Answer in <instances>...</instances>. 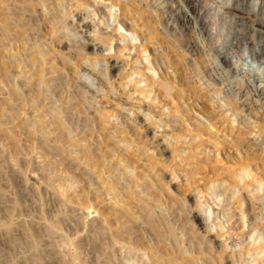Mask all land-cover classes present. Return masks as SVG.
<instances>
[{"label": "rangeland", "instance_id": "rangeland-1", "mask_svg": "<svg viewBox=\"0 0 264 264\" xmlns=\"http://www.w3.org/2000/svg\"><path fill=\"white\" fill-rule=\"evenodd\" d=\"M1 1L0 6L2 7L0 8L10 13L8 8L20 0H4V3ZM26 1L30 4L38 2V0ZM79 1L63 0L62 2L60 10H63L62 14L68 17L70 21L76 15L77 17L92 16V13L95 11L92 10L93 4L90 3L94 0ZM96 1L98 2L96 6L102 8L105 13L107 12L106 14L110 12L112 4L119 6L111 10L112 14L116 12V18L110 15L108 17L110 27L105 29V32H109L111 36L115 35L114 40L111 42V45H114L111 50L107 42L109 40H106L107 36H97L93 32L91 33L92 35L88 32L84 36L88 40L89 45H85V43L81 44L80 34H78L79 38L76 36L75 39L71 35H68L71 37V41L68 42V38L62 36L66 32L64 29L60 30L59 36L62 37L58 40L54 39L51 43L48 33L50 28L48 27L53 23L54 17L53 13H50L52 11H47V8L42 5H38L35 8V13H33L35 19L33 18V21L26 25L27 30H22L21 32L24 36H27V34L32 35L31 28H35L40 36H44L45 38L47 36L49 39L47 41L48 49L51 50L52 56L55 51V53L57 51L65 53L66 56L69 55V52H73L77 56L78 52L85 49V51L90 52L91 58L94 61L98 59L99 64H96L98 66H95L94 70L98 71L99 75L95 72L91 77L94 81L91 78L88 81L93 82L92 84L90 83V86L96 90L98 87L97 79L101 80L103 78V84L106 85H103V91L106 94L104 93L105 95H103V91H101L102 93L99 92L101 95H97V100L99 99L98 101H100V98H103L104 101L101 99L100 103L95 100L93 101L95 104L93 102L91 104L96 105L100 109L101 104L107 107L111 103L114 107H118V109L116 107V110L119 112L118 115L122 114L124 116L121 115V118L119 117L121 121L126 122L127 119L129 120L127 124L129 123V126H132V135L139 140L142 151H149L143 155L144 157H141L140 163H137L139 169H144L143 171L148 174L147 188L144 190L145 193L143 190H140L142 189L140 186L135 188L132 185L131 188H128V180L133 174L132 172H127L122 166L119 173L122 174L124 172L123 176L125 178L119 179L121 180L119 183L121 182V189L125 188L123 191L124 201H119L121 204H116L119 199L116 201V198L112 199L107 193L105 186L103 188L99 173L102 169L105 172L108 168L106 165H108V161L110 160L106 162L105 160L112 159V156H104L105 150L113 154L112 148L114 147L105 135L99 136L97 133L95 138L88 135L86 137L87 140L81 142L82 144L92 142V149L96 155V159L99 158V168H102L99 171L93 168L94 162L91 165H86V163L83 165L82 163L85 162V158L83 161L78 159L76 151L72 156L73 152H71V149L75 150L73 145L67 147L66 151H52L50 149L52 145H54L53 147L57 146L54 140L57 132L53 133L52 130L55 129L57 121L63 117L64 112L56 113V115L54 113L47 114L51 111L49 108L52 106L48 104L45 106L46 108L43 107L47 113L42 112L43 109L34 113L29 104L23 107L19 101L11 98V91L19 90L28 99L30 95L29 91H27L28 86L30 83L35 82L36 77L33 75L32 65L29 63V66L25 68V75L21 73L17 76V70L10 67V70L3 75L5 82L0 81V264H124L125 260L122 257L119 246H124L125 244L135 245L137 255H139L136 258L137 264L141 263L139 259H144L145 263L149 261L150 258L147 255L144 256L145 250L150 257L156 256L167 259L170 264H263L264 252L260 254L258 260H254L253 258L257 254L256 252H259L257 244L260 240H257L256 246L252 244L247 245L249 237L246 239L248 236V233H246L243 237L245 243L247 242L246 246H244L245 253L242 256V261H238L240 246H237V250L234 251V244L239 245L237 239H235L237 235L235 233L230 234L227 230L232 227L235 219H239L241 213L244 211L243 207L238 208L239 205L234 200L241 194L246 196V192L248 191L247 195H250L256 187L254 182H249L251 180L250 177L245 180L249 182L246 186L242 177L238 176L240 164L248 161V171H251L255 176H260L264 182V91H260L258 95L254 94L256 89L260 90L264 87V52L262 53V58H256L249 49L243 48V43L238 45L236 44V40L233 41L232 46H230L231 50L229 51V55H232L231 65L226 64V62L224 63V66H227L230 70L228 72L221 63L224 59H219L215 55L216 53L212 51L218 50L222 45L217 44L210 47L205 36L201 33L200 26L191 18L181 0H166L169 3L168 6L164 3L158 5L159 2L154 3L155 0ZM226 2L227 0H208L213 9H218L222 13L225 12L227 16L225 21L220 22L216 27V30L221 31L220 33L223 35L230 34V31L240 32L244 36V41L252 42V44L257 46L264 45V24L261 21L262 19H258L262 15L260 13L257 14L259 7L264 9V0H230L227 4ZM237 5L239 6L236 8ZM177 9L184 15L186 24L175 18L174 10ZM240 10L243 12L241 14L243 18L234 17L233 13ZM91 18L88 17V22L91 21ZM97 19L98 17H95L96 22H99ZM118 21L125 23V26H119ZM72 22L74 23V21ZM99 24L100 27H103V23L99 22ZM16 29L19 30L20 27L16 26ZM44 31L46 32L44 33ZM120 33L126 35L128 40L138 36V39L134 40L133 43L140 48V51L146 45L147 51L142 53L140 51L136 52L135 50L128 51L124 49L123 52H117L118 49H115V46L118 44L120 45V49H123V44H120V40L117 43L115 41L119 39ZM93 46H95V50ZM107 47L108 50H106ZM5 52L0 51L1 72L5 70L4 65H11L10 60H14L15 56L19 60L26 56L23 51H19L18 55H9ZM76 59H78V56ZM107 62L108 65H105ZM85 64L86 62L83 60V66H90L88 63ZM74 65H72V72L69 71L73 77L75 76V81L77 78L85 80L86 78L84 77L83 79V77L77 75L78 73L74 74ZM62 70L63 76L69 72L64 71V69ZM140 73H144L141 75L149 74L155 81L161 77V81L169 82L173 89L171 93L174 95V98L176 96L175 101L177 102L181 98L178 103L180 110H182L175 114V118L171 117L173 114L169 113L168 108H165L166 106H162L163 98L158 93V89L152 88L149 83L147 84L148 81L136 83L141 78ZM47 77H51V75H47ZM208 80L216 82L217 85L211 84ZM113 88L116 90H113ZM151 88L154 90L150 94L152 98L150 96L143 98L144 96L141 92L143 90L149 91ZM4 89L6 93L2 92ZM180 90L182 91L180 92ZM216 90L217 92H215ZM70 92H74L75 95L79 93L74 90V87L70 89ZM87 95L90 96L89 93ZM158 95L159 98H162L160 102L158 100L152 102V99L156 96L158 97ZM8 97H10V100ZM72 101L76 106L75 102L77 99L73 98ZM111 104L107 109L114 108L110 107ZM148 106H151V110ZM74 110L76 109L73 108V112ZM152 111L153 113H151ZM131 112L133 114L130 115V120L127 114H131ZM95 113L97 112L94 109H88L87 113L83 116L90 117V119L95 118L97 121L99 113ZM59 114L62 115L60 116ZM152 114H155L153 118V122L155 121L154 126L148 120ZM38 119L42 122H39ZM174 119L176 120V124L175 130L172 131L168 126L174 124ZM111 121H113L111 122L112 124L117 123L116 118L111 119ZM167 121H169V125L166 124ZM133 122L137 125L135 123L131 125ZM26 129L30 131L27 132L28 134L26 133ZM29 134L30 136H28ZM173 135L174 137L179 136L180 139L178 141L180 142L174 139ZM104 139L108 140L105 141ZM100 145L102 146V150H100ZM37 148L38 151L36 150ZM116 161L114 158L111 164ZM104 164L105 166H103ZM89 166L92 167L89 168ZM81 168L84 169L81 170ZM119 173L115 171L111 175L106 173L105 176H108L112 180L115 175L116 177L118 176L117 178H120ZM182 177L184 178L183 180L181 179ZM187 181H189V186ZM63 183L64 185H62ZM57 187H61L62 189L59 188L58 191ZM242 188L245 191L241 190ZM63 189L64 191H62ZM65 189L68 190L66 191ZM163 189L166 191H163ZM185 189L188 190L185 191ZM163 192L166 196L165 194L163 195ZM60 194L64 195L61 196ZM99 197L100 199H98ZM147 197H149L148 200ZM167 197H171L172 199L169 198L171 199L169 200ZM82 198L89 201L85 200L88 205L84 202L87 207H89L90 203H93V207L97 208L95 215H86L88 209L85 207ZM141 198L146 201L144 203L138 202ZM113 200L115 203H113ZM147 201L150 202L148 203ZM259 202L255 205L256 208L253 207L251 213L257 219V225L264 227V208L258 206ZM81 204H84L85 208ZM137 204L138 207H136ZM173 204L174 206H172ZM152 205H155L154 207L156 208ZM187 214H189V218ZM237 215L238 217H236ZM192 216L195 217L193 218ZM246 219L244 218V222H246ZM163 223L166 227L161 225ZM220 224L226 225V230L224 228L220 232L219 227H217ZM240 230L247 232V226ZM257 233L255 236H257ZM169 239H171L170 241H174L175 246L173 245V241L172 244L170 242L167 243ZM201 246L202 248H200ZM137 248L142 252L140 251L141 253H139ZM249 248L250 252L248 253L247 249ZM196 259L197 261H195Z\"/></svg>", "mask_w": 264, "mask_h": 264}, {"label": "bare ground", "instance_id": "bare-ground-1", "mask_svg": "<svg viewBox=\"0 0 264 264\" xmlns=\"http://www.w3.org/2000/svg\"><path fill=\"white\" fill-rule=\"evenodd\" d=\"M3 3H4V0H2ZM1 1V2H2ZM66 1V0H65ZM79 1V0H78ZM91 1V0H90ZM93 1V0H92ZM95 1V2H94ZM93 2H90L92 3V10H95L94 13H92V16H84V17H77L76 16H73L72 20L70 21L68 19V17H66L64 14H62L63 10L61 11L60 9L62 8V2L63 0H38V2H34V4H30L28 3L26 0H20L18 3H15L13 4L11 7H9V12H5L2 8H0V51H6L5 53L9 54V55H18L19 51H23V53H25L24 55L25 58L23 57L22 59L20 58L17 59L15 56L13 59L14 60H10L11 62V65H4L5 67V70L3 72L0 71V81L1 82H5L4 81V77L3 75L6 74L9 70H10V67L11 69H16L17 70V76H19L21 73H23L24 75L26 74L25 72V68H27L29 66V64H31V68L33 70V75L36 77V80L35 82L33 83H30L29 86H28V90L29 91V98L26 99L25 97V94L23 92H19V90H13L11 91V98H14L16 99L17 101L20 102L21 106H25L27 104H29L30 107H32V110L34 113H36L37 111H39L40 109H43V107L47 106L48 104H51L52 106L49 108L51 109L50 112H46V110H42V112H46L47 114H55L56 113H62L64 112V115L63 117H61L58 121H57V125L55 127L53 131L54 132H57V135L55 136V142L57 144V146L53 147L54 145H52V148H50L52 151H58V150H64L66 151L67 150V147L69 146H72L75 148V150H72L71 149V152H73L72 156L74 155V152L76 153V156L78 157V159H80L81 161H83V159L85 158V162L82 163L83 165L86 163V165H91L92 162L95 163L94 167L95 169H97V171L101 170L99 168V158L96 159V155L92 149V142L88 143V144H82L81 142L82 141H86V137L88 135H90L92 138H95L96 137V134L98 133V135H102V136H106L109 138V142H111V144L114 145V147L112 148V153H110V151H106L105 150V155L104 156H112L111 158L112 159H107L105 160L108 161V165H106L107 170H104L102 169L101 172L99 173V178H101V182H102V186L104 188L107 189V193L111 196L112 199L116 198L115 201L117 199H119L116 204H121L119 201H124V198H123V194H124V189H121L120 187V183L119 181H121L122 177H124V172L119 173L120 172V167H124V169L127 170V172H132V176L129 178V184L127 185L128 188H131L132 185L136 187H141L142 189L140 190H145V188H147V183H148V174L145 173V171H143L142 169H139V165H137V163L140 161L141 157L144 155V154H147V152H149L148 150L147 151H142V148L140 146V143H139V140H137V137H133L132 135V132H131V127L132 126H129V123L127 124V121H129L127 119L126 122L124 121H121L119 119V117L122 115L119 116L118 115V110H116V107H114L113 104L109 103V105L111 104L110 107H114L113 109H107V107L109 105H106L105 106H102L101 104V110L98 109L96 107V105H94L95 103L93 101H98L97 100V95L100 94L99 92L103 91L104 90V86L105 84H103V78L100 79H97L98 80V87L96 90L93 89V87H91L90 85L93 83L89 82V78H91L95 72H97L98 74V71H95L94 70V67L95 66H98L96 64H99V62L97 61L98 59L96 58V54H95V58L97 59L96 61H94L91 57V54L90 52L88 51H85V49L81 52H78V59L75 60V58L77 56H75L76 54H74L73 52H69V55L66 56V54L64 53H59L57 51V53L54 52V55L52 56V52L50 49H48V42L49 39H51V43L54 39H59L61 38L62 36L64 38H68V42L71 41V37L68 36V35H71L72 38L74 37V39L76 38H79L78 37V34H80V38L82 40L81 44L82 43H85L89 45V42L88 40L86 39V37L84 38V36L87 35L88 32H90L89 34H91L93 32V34L95 33L97 36L98 35H106V40H109L107 41L109 44V47H110V50L111 48H113V46L111 45V42L114 40V36H111L109 32H105V29L109 28L110 25H109V20H108V17L110 15L114 16V18H116L115 16V13L112 14L111 13V10L115 7H119L117 6V4H112L111 8H110V14H106L105 11L102 9V8H98L96 5H98L97 1L94 0ZM103 1V0H102ZM116 1V0H115ZM212 1V0H211ZM230 0H227V2H229ZM257 1V0H256ZM9 2V1H8ZM80 2V1H79ZM118 2V1H116ZM133 2V1H132ZM158 5L160 4H165L166 6L169 5V3L166 1V0H163L160 2V0H155L154 3H158ZM181 2L185 5L186 9L188 10V13L189 15L191 16V18L195 21L196 24H198L200 26V30H201V33L205 36V39L207 40V43L210 45V47H212L211 45H217V44H221L222 46L218 49V50H212L213 52H215L216 56L220 59H224V61H222V65L224 68L227 69V71L229 72L230 70L227 68V66L225 67L224 66V63L226 62V64L228 65H231V62H232V55H229V51L231 50L230 49V46H232V42L236 40V44L240 45L241 43H243V48L245 49H249L251 51V53L256 57V58H262V53L264 52V45H255V44H252V42H246L244 41V36L242 33L240 32H231L230 31V34L228 35H223L222 33H220L219 31L216 30V27L220 24V22H224L225 21V18H227L225 12L222 13L220 10L218 9H213L212 6H210V4L208 3V0H181ZM226 2V4H227ZM147 3V2H146ZM211 3V2H210ZM10 4V3H9ZM87 4V3H86ZM140 4V3H138ZM255 4V3H254ZM260 4H262V2H260ZM38 5H42L43 7L45 6L47 8V11H52L50 13H53V23L50 25V28L48 33H49V39L46 38L43 36H40L39 32L37 31V29L35 30V28H31L32 29V35L31 34H27V36H24L22 34V30H27L26 28V25L27 24H30L32 21H33V13H35V8L38 6ZM84 5V4H83ZM102 5V4H101ZM119 5V4H118ZM121 5V4H120ZM124 5V4H123ZM129 5V4H128ZM137 5V4H136ZM135 5V6H136ZM72 6V5H71ZM239 5L236 6V8L238 7ZM2 7V6H0ZM74 7V6H73ZM72 7V8H73ZM76 7V6H75ZM77 8V7H76ZM126 8V7H125ZM129 8V6H128ZM127 8V9H128ZM165 8V7H164ZM163 8V9H164ZM167 8V7H166ZM40 9V8H39ZM88 9V8H86ZM42 10V9H41ZM131 10V9H130ZM233 10V9H232ZM237 10V9H235ZM234 10V11H235ZM241 10H243L241 8ZM236 11L235 13H233L232 11H229L230 13H233L234 17H239V18H243L241 14H243L242 11ZM40 11V10H39ZM66 11V10H65ZM88 11V10H87ZM129 11V10H128ZM132 11V10H131ZM38 12V11H37ZM46 12V11H45ZM67 12V11H66ZM89 12V11H88ZM173 12V11H172ZM171 12V13H172ZM228 12V13H229ZM252 12H254V10H252ZM87 13V12H86ZM227 13V14H228ZM260 13L262 16H260V18L258 19H262L261 21L263 22L264 24V9H261L260 7L258 8V11H257V14ZM41 14V13H40ZM45 14V13H44ZM125 14V13H124ZM139 14V13H138ZM173 14V13H172ZM253 14V13H252ZM12 15V16H11ZM68 15V14H67ZM89 15V14H88ZM117 15V14H116ZM141 15V14H140ZM139 15V16H140ZM174 15H175V18L176 19H179L181 20L184 24H186L185 22V19H184V15L182 14L181 11H179L178 9L177 10H174ZM173 15V16H174ZM254 16V15H253ZM256 16V15H255ZM38 17V16H37ZM40 17V15H39ZM44 17V16H43ZM88 17H92L90 20V22H88ZM95 17H98L97 21H99L101 24L103 23V27H100V24L99 22H96L95 20ZM48 18V17H47ZM52 18V17H51ZM50 18V19H51ZM170 18V17H169ZM35 19V18H34ZM49 19V18H48ZM47 19V20H48ZM71 19V18H70ZM234 19V18H233ZM18 20V21H17ZM44 20V19H43ZM46 20V19H45ZM52 20V19H51ZM75 20H76V23H75ZM189 20V19H188ZM191 20V19H190ZM235 20V19H234ZM247 20V19H246ZM74 21V23L72 22ZM124 21V20H123ZM45 22V21H44ZM231 22V21H230ZM232 22H234L232 20ZM236 22V21H235ZM46 23V22H45ZM49 23V21H48ZM117 23V22H116ZM127 23V22H126ZM134 23V22H133ZM144 24V23H143ZM239 24V22H238ZM47 25V24H46ZM118 25L119 26H125V23L121 22V21H118ZM134 25V24H133ZM262 25V24H261ZM15 26V27H14ZM16 26H19L20 29L17 30L16 29ZM35 26V25H34ZM43 26V25H42ZM182 27V26H181ZM39 28V27H38ZM44 28V27H43ZM47 28V29H48ZM93 28V29H92ZM124 28V27H123ZM127 28V27H126ZM183 28V27H182ZM262 28V27H261ZM61 29H64L66 30V32H64V34H62V36L60 37V30ZM92 29V30H91ZM34 30V32H33ZM71 30V31H69ZM40 31V30H39ZM108 31V30H107ZM136 31V30H135ZM46 31H44L45 33ZM63 32V31H61ZM30 33V32H29ZM42 33V32H41ZM118 33V32H117ZM129 33V32H128ZM43 34V33H42ZM94 34V35H95ZM133 34V33H132ZM187 34V33H185ZM92 35V34H91ZM117 36V35H116ZM136 38H132L131 40H128L126 38V35H124L123 33H120L119 34V39L118 40H115L116 43L120 40V44L122 43L123 44V49L121 48L120 49V45L116 44L117 46H115V49L117 48V52H123V50H128V51H132V50H135L136 52L137 51H140L139 47H137L133 41L134 40H137L138 36H135ZM101 38V37H100ZM116 38V37H115ZM48 39V40H47ZM103 39V37H102ZM67 40V39H66ZM80 40V39H79ZM154 40V39H153ZM150 41V40H148ZM156 41V40H155ZM18 42V44H17ZM78 42V41H77ZM165 42V41H164ZM73 43V42H71ZM92 43V42H91ZM94 43V42H93ZM163 43V42H162ZM83 45V44H82ZM92 45V44H91ZM98 45V44H97ZM145 45V44H144ZM158 45V44H157ZM207 45V46H209ZM64 46V45H63ZM70 46V45H69ZM142 46V45H141ZM50 47V46H49ZM99 47V46H98ZM148 47V46H147ZM53 48V47H52ZM70 48V47H69ZM72 48V47H71ZM76 48V46H75ZM94 50H95V46H93ZM46 49H48V51H46ZM74 49V48H73ZM77 49V48H76ZM80 49V48H79ZM211 49V48H209ZM60 50V49H59ZM63 50V48H62ZM101 50V49H100ZM108 50V47L107 49ZM236 50V49H235ZM74 51V50H73ZM92 51V50H91ZM127 51V52H128ZM146 52V45L143 46L141 48V51L140 52ZM76 52V51H75ZM125 52V51H124ZM170 52V51H169ZM127 54V53H126ZM164 54V53H163ZM166 54V53H165ZM1 55V53H0ZM155 55V54H154ZM21 56V55H20ZM98 56V55H97ZM112 56V55H111ZM94 57V55H93ZM101 57V56H100ZM140 58H142L141 55H139ZM143 59V58H142ZM168 59V57H167ZM9 60V59H8ZM59 60V62H58ZM78 60V61H77ZM85 61L86 64L88 63V65L90 66H83L82 65V61ZM105 60V59H104ZM103 61V60H101ZM137 61V59H136ZM143 61V60H142ZM9 62V63H10ZM144 62V61H143ZM149 62V61H148ZM2 63V62H1ZM29 63V64H28ZM116 63V62H115ZM141 63V62H140ZM6 64V63H5ZM60 64V65H59ZM73 64H75L74 66V69L73 70L76 74L78 73L77 75H80V77H84L86 78L85 80H81L80 78H77V80L75 81V76L73 77L71 75V72H72V69H73ZM85 64V65H86ZM168 64V63H167ZM176 64V63H175ZM39 65V66H38ZM105 65H108V62L107 64ZM149 65V63H148ZM170 65V64H169ZM168 65V66H169ZM196 65V64H195ZM1 66V65H0ZM167 66V67H168ZM198 66V65H197ZM151 67V66H149ZM173 68V67H172ZM4 69V68H2ZM62 69H64V71L66 70L68 72L67 75L63 76L62 72L63 71ZM104 69V68H103ZM102 69V70H103ZM110 70V69H108ZM141 70V69H140ZM14 71V70H13ZM28 71V70H27ZM106 71V70H105ZM111 71V70H110ZM152 71V70H151ZM155 71V70H154ZM199 71V70H198ZM16 72V71H15ZM107 72V71H106ZM145 73V72H144ZM144 73H140L141 74H144ZM203 73V72H202ZM9 74V73H8ZM28 74V73H27ZM73 74V75H74ZM29 75V74H28ZM47 75H51V77H47ZM99 75V74H98ZM139 75V76H140ZM147 75V73H146ZM146 75H141L139 80L136 81V83H140L142 81H148L147 84L149 83V85L155 89H158V93L161 95V97L163 98V105L162 106H166L165 108H168L169 110V113L170 114H173L171 117L175 118V114L181 112L180 110V105H179V101H175V98L173 97L174 95H172L171 93V90L172 87L170 86L169 82L167 81H161L160 78H158V80H154L151 76H149V74L146 76ZM107 76V75H106ZM175 76V75H174ZM30 77V75H29ZM102 77V76H101ZM105 77V75H104ZM192 77V76H191ZM205 78V76H203ZM7 79V78H6ZM16 79H19V78H16ZM15 79V80H16ZM33 80V78H31ZM93 78H91L92 80ZM106 79V78H105ZM109 79V77H108ZM107 79V80H108ZM10 80V79H9ZM8 80V81H9ZM132 80V79H131ZM163 80V79H162ZM182 80V79H181ZM34 81V80H33ZM94 81V79L92 80ZM133 81V80H132ZM209 82H211L210 80H208ZM19 82V81H18ZM96 82V80H95ZM94 82V84H95ZM12 83V82H10ZM26 83V82H25ZM91 83V84H90ZM105 83V82H104ZM180 83V82H179ZM173 84V83H172ZM183 84V83H182ZM211 84H214V85H217L216 82H211ZM219 84V83H218ZM15 85V84H14ZM17 85V84H16ZM138 85V84H136ZM183 85H186V84H183ZM12 86V85H11ZM106 86V85H105ZM74 87V90L76 92H79L78 94L76 93V95L74 94V92H70V89ZM215 87V86H214ZM150 89L149 91H144L141 92L143 94V98H146V97H149L150 94H152V90L153 89ZM261 88V87H260ZM23 89V88H22ZM115 88H113L114 90ZM135 89V88H134ZM142 89V88H141ZM176 89V88H175ZM182 89V87H181ZM111 90V89H110ZM116 90V89H115ZM146 90V89H145ZM73 91V90H72ZM154 91V90H153ZM182 90H180L181 92ZM260 91H264V87H262L260 90H257L256 89V92L254 94H257L260 92ZM4 93L5 92V89L2 91ZM9 92V91H8ZM47 92V93H46ZM179 92V91H178ZM217 92V90L215 91ZM10 93V92H9ZM89 93L90 96H88L87 94ZM102 93V92H101ZM106 92L103 91V95H105ZM149 93V94H148ZM157 93V94H158ZM183 93V92H182ZM181 93V94H182ZM186 93V92H185ZM214 93V92H213ZM221 93V92H220ZM178 94V93H177ZM252 94V93H251ZM101 95V94H100ZM99 95V97H100ZM176 95V94H175ZM183 95V94H182ZM214 95V94H213ZM217 95V93H216ZM78 96H81V97H78ZM92 96V97H91ZM78 97V98H77ZM92 98V100H90V98ZM103 97V96H101ZM108 97V96H107ZM105 97V98H107ZM151 97V96H150ZM159 98V95L158 97L156 96L155 98L152 99V102L158 100L160 102V99L162 98ZM260 97V96H259ZM10 97H8L9 99ZM73 98H76L77 101L75 102L76 103V106L74 103H72V99ZM139 98V97H138ZM152 98V97H151ZM101 99L103 98H100V101ZM109 99V98H108ZM133 99V98H132ZM142 99V98H141ZM10 100V99H9ZM119 100V99H118ZM138 100V99H137ZM140 100V99H139ZM146 100V99H145ZM178 100V99H177ZM189 100V99H188ZM14 101V100H13ZM98 101V102H100ZM104 101V99L102 100ZM106 101V100H105ZM94 103V104H91V103ZM97 102V103H98ZM108 102V100H107ZM109 102H111L109 100ZM151 102V103H152ZM101 103V102H100ZM99 103V104H100ZM114 103V101H113ZM105 104V103H104ZM103 104V105H104ZM107 104V103H106ZM115 104V103H114ZM28 106V105H27ZM26 106V107H27ZM125 106V105H124ZM147 106V105H146ZM161 106V105H160ZM145 107V106H144ZM149 109L151 110V106H148ZM154 107V106H153ZM158 107V106H157ZM21 108V107H20ZM19 108V110H20ZM28 108V107H27ZM46 108V107H45ZM73 108H75L76 110H74L73 112ZM127 108V107H126ZM18 109V108H17ZM88 109H94L97 113H99V116L97 115V118L98 120L96 121V119L92 118L90 119V117H84L83 115L87 113ZM118 109V107H117ZM128 109V108H127ZM18 110V111H19ZM153 110V109H152ZM17 111V110H16ZM131 111V110H130ZM155 112V110H153ZM153 111L151 113H153ZM164 111V109H163ZM32 112V113H33ZM41 112V113H42ZM123 112V111H121ZM161 112V111H160ZM168 112V111H167ZM184 112V111H183ZM31 113V114H32ZM95 113V114H97ZM168 113V114H169ZM240 113V112H239ZM19 114V112H18ZM25 114V113H23ZM92 114V113H91ZM133 112H131V114H127L128 115V118H130L131 120V116ZM165 114V113H164ZM163 114V115H164ZM182 114V113H181ZM60 115V114H59ZM62 115V114H61ZM60 115V116H61ZM78 115V116H77ZM162 115V116H163ZM179 115V114H178ZM236 115H238L236 113ZM16 116V115H15ZM22 116V115H21ZM27 116V115H26ZM33 116V115H32ZM38 116V115H37ZM47 116V115H46ZM59 116V117H60ZM123 116V115H122ZM155 114H152L148 120L150 121V123L154 126L155 124V121L153 122V118H154ZM17 117V116H16ZM25 117V116H24ZM58 117V116H57ZM124 117V116H123ZM158 117V116H157ZM116 118L117 119V123L116 124H112L111 122V119H114ZM121 118V117H120ZM126 118V117H125ZM156 118V117H155ZM168 118V117H167ZM166 118V119H167ZM180 118V117H179ZM172 119V118H171ZM39 120V119H38ZM120 120V121H119ZM123 120V119H122ZM164 120V119H163ZM163 120H161L163 122ZM37 121V120H36ZM44 121V120H43ZM48 121V120H47ZM116 121V120H115ZM137 121V120H136ZM143 121V120H142ZM174 121V124L171 126H168L170 127V129L172 131L175 130V119L173 120ZM242 121V120H241ZM38 122V121H37ZM39 122H42L39 120ZM183 122V120H182ZM247 122V121H246ZM24 123V122H23ZM30 123V122H29ZM34 123V122H33ZM135 122H133L131 125H133ZM178 123V122H177ZM180 123V122H179ZM43 124V123H42ZM136 124V123H135ZM169 125V121H167V123ZM181 124V123H180ZM23 125V124H21ZM37 125V124H36ZM44 125V124H43ZM137 125V124H136ZM157 125V124H156ZM40 126V125H39ZM47 126V125H45ZM48 126H50L48 124ZM151 126V125H150ZM263 126V125H262ZM137 127V126H136ZM146 127V126H145ZM167 127V126H166ZM248 127V126H247ZM18 128H20L18 126ZM27 128V127H26ZM40 128V127H39ZM47 128V127H46ZM22 129V128H21ZM143 129V128H142ZM113 130V131H111ZM134 130V128H133ZM139 130V129H138ZM141 130V129H140ZM165 130V129H164ZM198 130V129H197ZM107 131H111V132H107ZM143 131V130H142ZM141 131V132H142ZM149 131V130H148ZM187 131V130H186ZM21 132V131H20ZM27 132H30V131H27L26 129V133ZM144 132V131H143ZM178 132V131H177ZM191 132V131H190ZM194 132V131H193ZM25 133V134H26ZM50 133V132H49ZM21 134V133H20ZM24 134V133H23ZM28 134V133H27ZM184 134V133H183ZM21 136V135H20ZM30 136V134L28 135ZM26 136V137H28ZM32 136V135H31ZM77 136V137H75ZM189 136V135H188ZM195 136V135H194ZM50 137V136H49ZM90 137V139H91ZM140 137V135H139ZM166 137V136H165ZM174 137V135H173ZM33 138V137H32ZM47 138V136H46ZM186 138V137H185ZM193 138V137H191ZM26 139V138H25ZM38 139V138H37ZM174 139H176L177 141L180 139L179 136H176L174 137ZM173 139V140H174ZM31 140V139H30ZM34 140V138H33ZM43 140V138H42ZM54 140H51V141H54ZM93 140V139H92ZM105 140V139H104ZM108 140V139H107ZM105 140V141H107ZM172 140V139H171ZM169 141V140H168ZM35 142V140H34ZM142 142V141H140ZM171 142V141H170ZM169 142V144H170ZM180 142V141H178ZM51 143V142H50ZM101 144V143H100ZM104 144V143H103ZM109 144V143H108ZM143 144V143H142ZM181 144V143H180ZM46 145V144H44ZM43 145V146H44ZM110 145V144H109ZM111 145V146H113ZM173 145V144H172ZM27 146V145H26ZM42 146V145H41ZM104 146V145H103ZM170 146V145H169ZM174 146V145H173ZM172 146V147H173ZM179 146V144H178ZM49 147V146H47ZM98 147V146H97ZM100 150H102V146L100 145ZM105 147V146H104ZM157 147V146H156ZM181 147V146H180ZM179 147V148H180ZM155 148V147H154ZM29 149V148H28ZM31 149V148H30ZM46 149V148H45ZM97 149V148H96ZM95 149V150H96ZM105 149V148H104ZM145 149H148V148H145ZM181 149V148H180ZM32 150V149H31ZM35 151V149H33ZM38 151V148L36 149ZM47 150V149H46ZM49 150V149H48ZM155 151V150H154ZM158 151V150H157ZM163 151V150H162ZM43 152V151H42ZM55 153V152H54ZM67 153V152H66ZM65 153V154H66ZM218 153V152H217ZM216 153V154H217ZM60 154V153H59ZM71 155V153H69ZM151 154V153H149ZM154 154V153H153ZM39 155V154H38ZM58 155V154H57ZM155 155V154H154ZM177 155V153H176ZM68 156V154H67ZM85 156V157H84ZM61 157V156H60ZM71 157V156H70ZM99 157V156H98ZM144 157V156H143ZM152 157H154L152 155ZM151 157V158H152ZM54 158V157H53ZM57 158V157H56ZM67 158V157H66ZM105 158V157H104ZM114 158L115 160H117L115 163V167H114V163L111 164L113 161H114ZM38 159V158H37ZM231 159V158H229ZM67 160V159H66ZM146 160V159H145ZM52 161V160H51ZM148 161V160H146ZM241 161V159H240ZM65 162V161H64ZM238 162V161H237ZM248 162V161H247ZM247 162L245 161L244 163H241L240 164V167H239V175L240 177H242V180L244 181V184L247 186L248 183L250 182H254L256 184V187H255V190L249 195H247V193L249 192H246V196L241 194L239 197H237L236 201L238 203V208L239 207H243L244 208V211L241 213L239 219H235L234 223L232 224V227L231 228H228L227 232H230L231 233H235L237 235V241L239 243V245H235L234 244V251L237 250V246H240L239 247V256H238V261H242V256L244 255L245 253V250H244V246H246V243H245V240L243 239L244 235L246 233H248V236L246 237V239L249 237V240H248V243L247 245H255L257 240H260V242L257 244L259 246V252H256L257 254L253 257L254 260H258L260 258V254L264 252V227H261V226H258V221L257 219H255L252 215V211H253V207H255V205L259 202L258 206H260L261 208H264V185H263V179L260 177V176H255L254 174L251 173V171H248L247 167H248V164ZM79 163V161H78ZM140 163V162H139ZM144 163V162H142ZM146 163V162H145ZM151 163V162H149ZM246 163V164H245ZM62 164V163H61ZM60 164V165H61ZM69 164V163H68ZM103 164V162H102ZM100 164V165H102ZM106 164V163H105ZM105 164L103 166H105ZM142 165V164H140ZM146 165V164H145ZM149 165V164H148ZM251 165V164H249ZM63 166V165H62ZM68 166V165H67ZM66 166V168H67ZM72 166V165H71ZM70 166V167H71ZM237 166V165H236ZM69 167V169H70ZM92 167V166H89V168ZM251 167V166H250ZM55 168V167H54ZM249 168V167H248ZM52 169V168H51ZM68 169V170H69ZM79 169V168H78ZM84 169V168H83ZM81 168V170H83ZM151 169V168H150ZM66 170V169H64ZM67 170V171H68ZM72 170V169H71ZM122 170V169H121ZM149 170V168H148ZM79 171V170H78ZM115 171H118V173L120 174V178H117L116 175L114 176V178L112 180L109 179L108 176H105L106 173H109L110 175L113 174ZM125 171V170H123ZM150 171V170H149ZM235 171V170H234ZM74 172V171H73ZM84 172V171H83ZM82 172V173H83ZM126 172V173H127ZM172 172V171H171ZM256 172V171H255ZM95 173V172H94ZM92 173V174H94ZM125 173V174H126ZM128 173V174H129ZM85 174V173H84ZM238 174V173H237ZM63 175V174H62ZM95 175V174H94ZM161 175V174H160ZM55 176V175H54ZM83 176V175H82ZM81 176V177H82ZM98 176V175H97ZM96 176V177H97ZM152 176V175H151ZM77 177V176H76ZM127 177V176H126ZM236 177V176H235ZM251 178V180L249 182H246V178ZM54 178V177H53ZM98 178V179H99ZM125 178V177H124ZM190 178V177H189ZM237 178V177H236ZM235 178V179H236ZM50 179V177H49ZM81 179V178H80ZM84 179V178H83ZM121 179V180H119ZM182 180L184 179L183 177L181 178ZM238 179V178H237ZM61 180V179H60ZM68 180V179H67ZM157 180V179H156ZM173 180V179H172ZM50 181V180H49ZM55 181V180H54ZM69 181V180H68ZM79 181V180H78ZM186 181V180H185ZM53 182V181H52ZM56 182V181H55ZM62 182V181H61ZM86 182V181H85ZM157 182V181H155ZM164 182V181H163ZM167 182V181H166ZM188 182V186L190 185L189 184V181ZM54 183V182H53ZM236 183V182H235ZM95 184V183H94ZM100 184V183H99ZM126 184V183H125ZM170 184V183H169ZM239 184V183H238ZM54 185V184H53ZM64 185V183L62 184ZM66 185V184H65ZM101 185V184H100ZM162 185V184H161ZM241 185V184H240ZM70 186V185H68ZM169 186V185H168ZM184 186V185H183ZM253 186V185H252ZM250 186V187H252ZM54 187V186H53ZM65 187V186H64ZM83 187V186H82ZM90 187V186H89ZM152 187V186H150ZM155 187V186H154ZM186 187V186H184ZM192 187H194L192 185ZM243 187V185H242ZM249 187V186H248ZM58 188V187H57ZM61 188V187H59ZM59 188H58V191H59ZM73 188V187H72ZM100 188V186H99ZM102 188V187H101ZM127 188V189H128ZM134 188V187H133ZM187 188V187H186ZM191 188V187H190ZM50 189V188H49ZM52 189V188H51ZM62 189V188H61ZM81 189V188H80ZM170 189V188H169ZM66 191L68 189H65ZM105 190V189H104ZM138 190V188H137ZM188 190V189H185V191ZM241 190L245 191L244 188H242ZM240 190V191H241ZM64 191V189L62 190ZM101 191V190H100ZM163 191H166L165 189H163ZM242 191V192H243ZM78 192V191H77ZM81 192V191H80ZM63 193V192H62ZM71 193V192H70ZM88 193V192H87ZM143 193V192H142ZM145 193V191H144ZM154 193V192H153ZM152 193V194H153ZM169 193V192H168ZM245 193V192H244ZM74 194V193H73ZM76 194V193H75ZM135 194V193H134ZM149 194V193H148ZM165 193L163 192V195ZM170 194V193H169ZM61 196L64 195V194H60ZM93 195V194H91ZM90 195V196H91ZM128 195V194H127ZM150 195V194H149ZM160 195V194H159ZM162 195V197H164ZM70 196V195H69ZM79 196V194H78ZM82 196V195H81ZM84 196V195H83ZM87 196V195H86ZM96 196V194H95ZM101 196V195H100ZM129 196V195H128ZM166 196V194H165ZM168 196V195H167ZM170 196V195H169ZM175 196V195H174ZM177 196V195H176ZM179 196V195H178ZM221 196V195H220ZM153 197V195H152ZM150 197V198H152ZM172 197H173V194H172ZM75 198V197H74ZM74 198H71V199H74ZM78 198V197H77ZM80 198V197H79ZM85 198V197H84ZM90 198V197H89ZM97 198V197H96ZM95 198V199H96ZM149 197H147V200H148ZM157 198H158V195H157ZM165 198V197H164ZM168 198V197H167ZM171 198V197H169ZM168 198V199H169ZM83 199V198H82ZM100 199V197L98 198ZM97 199V200H98ZM143 198L139 199L138 202H142L144 203L146 200H142ZM145 199V198H144ZM172 199V198H171ZM169 199V200H171ZM235 199V198H234ZM55 200V199H54ZM84 200V199H83ZM87 200V199H85ZM85 200L83 201V203L85 202ZM110 200V199H109ZM150 200V199H149ZM152 200V199H151ZM155 200V199H154ZM163 200V199H162ZM168 200V201H169ZM178 200V199H177ZM181 200V198H180ZM80 201V199H79ZM88 201V200H87ZM111 201V200H110ZM114 201V200H113ZM115 201L113 203H115ZM126 201V200H125ZM128 201V200H127ZM157 201V200H156ZM167 201V200H166ZM257 201V202H256ZM89 202V201H88ZM130 202V201H129ZM148 202V201H147ZM150 202V201H149ZM148 202V203H149ZM153 202V201H152ZM176 202V201H174ZM81 203V202H80ZM87 204V202H85ZM84 203V204H85ZM95 203V202H94ZM128 203V202H127ZM136 203V202H135ZM134 203V204H135ZM159 203V202H157ZM162 203V202H161ZM181 203V202H180ZM205 203V202H204ZM83 204V205H84ZM85 204V207H87V205ZM91 204V203H90ZM89 204V207H87V213L86 215H95V213L97 212L96 209L93 207V203L90 205ZM150 204H153V203H150ZM166 204V202H165ZM178 204V203H177ZM235 204V203H234ZM82 205V204H81ZM82 205V206H83ZM114 205V204H113ZM131 205V204H130ZM130 205H127V206H130ZM157 205V204H155ZM154 205V206H155ZM159 205V204H158ZM157 205V206H158ZM212 205V204H211ZM210 205V206H211ZM118 206V205H117ZM123 206V205H122ZM125 206V205H124ZM126 206V207H127ZM135 206V205H134ZM143 206V205H142ZM153 206V205H152ZM153 206V207H154ZM174 206V204L172 205ZM81 207V206H80ZM84 207V206H83ZM84 207V208H85ZM136 207H138V204L136 205ZM145 207V206H144ZM180 207V206H178ZM186 207V206H185ZM130 208V207H129ZM143 208V207H142ZM156 208V207H154ZM160 208V207H159ZM236 208V207H235ZM234 208V209H235ZM139 209V208H138ZM148 209V208H147ZM86 210V209H85ZM116 210V209H115ZM132 210V209H131ZM149 210V209H148ZM147 210V211H148ZM166 210V208H165ZM168 210V208H167ZM78 211V210H77ZM82 211V210H81ZM80 211V212H81ZM169 211V210H168ZM257 211V210H256ZM263 211V210H262ZM123 212V211H122ZM241 212V211H240ZM261 212V211H260ZM83 213V212H82ZM117 213V212H116ZM130 213V212H129ZM168 213V212H167ZM184 213V212H183ZM213 213V212H212ZM255 213V212H254ZM211 214V213H210ZM235 214V213H234ZM263 214V213H262ZM84 215V214H82ZM126 215V213H125ZM186 215V214H185ZM189 214H187L188 216ZM260 215V214H259ZM147 216V215H146ZM158 216V215H157ZM183 216V215H182ZM132 217V216H131ZM135 217V216H134ZM150 217V215H149ZM193 217V216H192ZM195 217V216H194ZM193 217V218H194ZM210 217V216H209ZM238 217V215L236 216ZM87 218V217H86ZM125 218V217H124ZM130 218V217H129ZM138 218V217H137ZM189 218V216H188ZM217 218V217H216ZM244 218H247L246 219V222H244ZM163 220V218H161ZM130 220V219H129ZM137 220V219H136ZM156 220V219H155ZM89 222V221H88ZM111 222V221H110ZM122 222V221H121ZM128 222V221H127ZM162 222V221H161ZM156 223H159V222H156ZM195 223V222H194ZM261 223V222H260ZM259 223V225H260ZM119 224V223H118ZM117 224V225H118ZM146 224V223H145ZM91 225V223H90ZM159 225V224H158ZM162 226L165 224H161ZM178 225V224H177ZM147 226V225H146ZM152 226V225H151ZM216 226V225H215ZM247 226V232H245L244 230H240L241 228L243 227H246ZM175 227V226H174ZM219 227V231H223L225 227H227L226 225H223V224H220V226H217ZM260 227V229H259ZM94 228V227H93ZM153 228V227H152ZM88 229V228H87ZM95 230V229H94ZM155 230V229H154ZM226 230V228H225ZM160 231V230H159ZM183 231V229H182ZM217 231V230H216ZM253 231V232H252ZM166 232V231H165ZM196 232V231H195ZM252 232V233H251ZM256 232L257 233V236L256 235ZM169 234V233H168ZM228 234V233H227ZM163 236V235H162ZM169 236V235H167ZM233 237V236H232ZM132 238V237H131ZM137 239V238H136ZM218 239V238H217ZM168 240V239H167ZM171 239H169V241L167 243H171L172 244V241H170ZM233 240V239H232ZM124 242V241H123ZM143 242V240H142ZM189 242V241H188ZM131 243V241H130ZM191 243V242H190ZM161 244V243H160ZM230 244V243H229ZM124 245V244H123ZM173 245L175 246L174 244V241H173ZM119 246V245H118ZM172 246V245H171ZM233 246V245H232ZM256 246V245H255ZM120 247V251H121V254H122V257L124 258L125 260V263L124 264H137L136 263V258L139 256L137 255V252H136V247L135 245H124V246H119ZM140 248V246H138ZM144 247V246H143ZM168 248V247H167ZM202 248V246L200 247ZM248 248V247H247ZM138 249V248H137ZM153 249V248H152ZM157 250V248H155ZM166 249V248H165ZM228 249V248H227ZM233 249V248H231ZM252 249V248H251ZM119 250V249H118ZM145 250V249H143ZM149 250V249H148ZM190 250V249H189ZM193 250V249H192ZM254 250V249H252ZM73 251H74V248H73ZM119 251V252H120ZM141 251V250H140ZM138 249V252L141 253ZM146 251V250H145ZM144 251V256H148L150 259L148 262L145 263L144 259H139V262L140 264H170V262L167 260V259H162L160 257H150V255H148L146 252ZM158 251V250H157ZM168 251H170L168 249ZM178 251V250H177ZM190 252H193V251H190ZM199 252V251H198ZM247 252L249 253L250 252V248L247 249ZM117 253V252H116ZM160 253V252H158ZM200 253V252H199ZM218 253V252H217ZM162 254V253H161ZM170 254V253H169ZM193 254V253H192ZM202 254V253H201ZM253 254V253H252ZM76 255V254H75ZM164 255V254H163ZM213 255V253H212ZM236 255H238L236 253ZM248 255V254H247ZM121 256V255H120ZM183 256V255H182ZM196 256V255H195ZM221 256V255H220ZM223 256V255H222ZM120 258V257H119ZM148 259V258H146ZM145 259V260H146ZM199 259V258H198ZM222 259V258H221ZM261 260V259H260ZM264 260V258H263ZM122 261V259H121ZM138 261V260H137ZM197 261V259L195 260ZM191 262V261H189ZM237 262V261H236ZM180 263V262H179ZM184 263V262H183ZM194 263V262H193ZM224 263V262H223ZM264 264V263H263Z\"/></svg>", "mask_w": 264, "mask_h": 264}]
</instances>
